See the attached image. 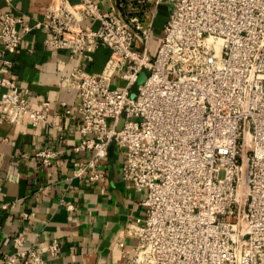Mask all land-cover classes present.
<instances>
[{"label": "built area", "instance_id": "1", "mask_svg": "<svg viewBox=\"0 0 264 264\" xmlns=\"http://www.w3.org/2000/svg\"><path fill=\"white\" fill-rule=\"evenodd\" d=\"M121 7L112 0L103 14L92 0H51L33 25L5 13L0 64L9 67L4 54L32 30L47 32L50 48L88 61L98 48L109 50L99 74L71 73L82 136L72 150L89 152L75 174L88 171L95 183L114 144L122 180L144 194V216L126 229L131 249L119 242L125 264H264V0H174L152 57L149 27L125 19ZM141 72L147 77L137 85ZM2 87L0 125L44 119L10 80L0 79ZM35 157L49 167L57 153ZM16 256L41 264L30 250Z\"/></svg>", "mask_w": 264, "mask_h": 264}, {"label": "crops", "instance_id": "2", "mask_svg": "<svg viewBox=\"0 0 264 264\" xmlns=\"http://www.w3.org/2000/svg\"><path fill=\"white\" fill-rule=\"evenodd\" d=\"M50 1H0V25L8 12L27 25L42 21ZM92 1L103 14L109 13L112 0ZM115 1L122 4L125 19L134 17L142 29L149 27L148 53L154 56L174 0ZM49 37L43 30H32L19 48L4 54L9 67L0 64V79L10 80L30 107L44 115L36 126L27 118L19 125H0V264H28V256L16 254L29 250L40 257L41 264H125L127 257L119 242L125 250L131 249L133 241L126 229L144 216V194L122 180L123 157L115 145H110L108 156L98 163L96 170L103 177L95 183L89 182L88 171L80 177L75 174L74 164L90 159L89 152L72 150L82 136L76 131L79 97L70 88L71 73L79 68L99 74L110 52L100 47L88 61L67 50L50 48L45 43ZM133 48L142 51L138 40ZM113 84L120 85L119 81ZM5 91L0 88V96ZM41 150L57 153L49 167L35 157ZM16 238L21 240L18 247L12 244Z\"/></svg>", "mask_w": 264, "mask_h": 264}, {"label": "water", "instance_id": "3", "mask_svg": "<svg viewBox=\"0 0 264 264\" xmlns=\"http://www.w3.org/2000/svg\"><path fill=\"white\" fill-rule=\"evenodd\" d=\"M146 77H147L146 73L145 72H141L139 74L138 78H137V85H140L141 83H143L145 81ZM131 97H134V94L133 93L131 94ZM123 120H124V116H122L120 118L119 124H118V128L121 127V125L123 123ZM111 145L113 146L114 144H111Z\"/></svg>", "mask_w": 264, "mask_h": 264}, {"label": "rangeland", "instance_id": "4", "mask_svg": "<svg viewBox=\"0 0 264 264\" xmlns=\"http://www.w3.org/2000/svg\"><path fill=\"white\" fill-rule=\"evenodd\" d=\"M136 89V86L134 87V90Z\"/></svg>", "mask_w": 264, "mask_h": 264}]
</instances>
